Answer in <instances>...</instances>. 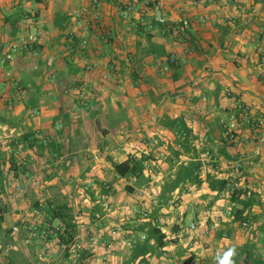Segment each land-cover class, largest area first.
<instances>
[{
    "label": "crops",
    "instance_id": "1",
    "mask_svg": "<svg viewBox=\"0 0 264 264\" xmlns=\"http://www.w3.org/2000/svg\"><path fill=\"white\" fill-rule=\"evenodd\" d=\"M142 1L0 0V56L26 34L40 39L35 50L0 63V150H14L25 135L31 144L19 143L15 158L23 170L16 176L2 160L0 264H76L51 232L43 233L50 225L42 209L31 207L33 200L40 207L65 204L77 234H92L98 241L85 264L105 259L106 249L112 250L108 241L115 238L107 204L126 181L114 175L113 165L130 156H147L148 166L162 168L145 170L141 186L124 183L134 190L133 198L155 202L145 213L166 235L165 247L148 255V264H264V126L255 130L246 123L264 120V62L258 58L264 50V0H150L160 6L157 15L145 12ZM128 4L138 9L123 19L120 8ZM250 9L247 17L242 14ZM202 15L206 23L199 20ZM159 17L171 24L199 20L204 54L173 28L169 38L160 37L152 27ZM137 22L146 27L142 36L132 31ZM149 33L176 59V70L163 71L167 57L148 52ZM79 40L87 46L81 48ZM237 102L247 112L235 110ZM236 111L242 120L228 138L222 121ZM165 117L182 119L191 134L189 153L175 166L189 162L194 151L202 165L199 185H180L171 194L177 200L173 210L157 205L177 140L162 124ZM206 174L226 180L227 188L210 191ZM20 182H35L38 188L27 187L26 206L12 196ZM233 183L251 197L243 223L228 215L240 208L229 202ZM140 220L133 221L135 227ZM59 226L58 219L52 221L51 227ZM119 241L126 244L125 238ZM126 257L115 252L108 260L117 264Z\"/></svg>",
    "mask_w": 264,
    "mask_h": 264
},
{
    "label": "trees",
    "instance_id": "2",
    "mask_svg": "<svg viewBox=\"0 0 264 264\" xmlns=\"http://www.w3.org/2000/svg\"><path fill=\"white\" fill-rule=\"evenodd\" d=\"M155 6L159 5L155 2L153 3L150 0H145L144 2L142 1V7L144 8L143 10L145 12L154 10ZM137 9L138 8L136 6H133L131 4L124 5L120 8V16L123 19H127L134 11H137ZM125 12H127V14H124ZM198 21L194 22L190 20H184L176 24L167 23L165 22V20L164 22L155 21L153 22L152 27L159 29L160 37H163L165 39L169 38L172 35L174 29V31L176 32L175 35L177 37H181V39L185 41L189 47H192L196 53L203 55L204 53L202 52L203 50L201 48L206 43L202 42V40L200 39L198 26V23L200 21ZM56 27L62 29V25L57 22ZM145 28L146 27L143 24L137 22L134 24L132 31L135 33V35L142 36ZM68 36L74 45L77 44L78 41L76 42L74 40L75 37L73 36V34L70 33ZM152 38L153 36L150 33L145 35V40L148 43V52L151 51L150 53L154 58L166 56L167 58L164 62V65L167 64L168 69L176 70L178 68L176 59L173 56H167L163 44L153 43ZM83 41L85 40H79L78 43L81 48H85L87 46V41H85L86 44L84 45L82 44ZM37 46L38 45H32L27 51L33 49L35 50ZM258 53L259 63L264 62V50H260ZM239 105L240 104L237 102L235 110L241 113V111L237 109ZM237 111L235 112L236 114L238 113ZM162 124L164 125V127L172 130L173 134L177 138V140L175 141V148L169 153L170 157H168L166 160V163L168 165L166 174L167 177L162 182L160 194L157 200L158 206L166 207L172 200L171 194L176 189H178L180 185H199L201 183L202 165L198 160L196 151H194V153L190 157L189 162H181L177 166H175V164L179 162L181 156L189 153V148L187 146L191 134L187 129L184 121L180 118L170 119L165 117L162 120ZM29 137L30 136L28 135L20 137L18 141L13 145V148H15L19 143L22 144L23 142L27 143V147H31V144L28 142ZM15 149L13 151H15ZM6 154V151L1 152L0 150V185L3 178L2 167L4 162L2 160L8 162V171L13 172L14 176H16L19 171L23 170L21 165L17 164L14 153L8 154V157L5 156ZM150 162L151 161L147 156H141L140 158H134L130 156L122 163H114L113 172L118 179H125L126 181L134 180V184L136 186H141V184L145 182L144 171L145 169H147ZM204 180L208 185V189L213 192H222L227 188L228 185V182H226V180L210 174H206ZM100 187L102 193H108L109 189H106L105 185L101 184ZM124 189L129 193L133 192L131 188ZM232 190L233 191L230 194L229 202L232 204L240 205V208H234V210L232 209V211L230 209L229 211L235 221L243 223L246 220L244 212L252 205L251 197H247L245 194L246 192L240 189L239 186H237L236 188H232ZM32 205L34 208L39 210L42 209V211H44V216L46 217L45 224L50 225L48 227H43V230L45 229L43 233L51 232V235L57 240V244L63 249L65 257L71 255L75 257L76 264H85L84 261H86L91 256L92 252L87 249L78 250L75 251V253L71 252L70 246L77 232L73 224V217L71 216L67 206L65 204H59L56 206L46 204L44 207H40L38 201L33 202ZM1 208L2 207H0V209ZM137 218L141 219L139 222H137L135 228L138 236L134 238V240H132L131 248L126 257V260L121 264H148L146 259L147 256L154 255L157 252L159 253V251H161L166 245V235L158 227L157 221L154 216L144 212L141 215H137ZM57 219L61 222V226L56 228L51 227L52 221H55ZM35 230L36 228H34V231ZM36 231L39 233V228ZM37 232L34 233L38 235ZM47 239H50V236H48Z\"/></svg>",
    "mask_w": 264,
    "mask_h": 264
},
{
    "label": "rangeland",
    "instance_id": "3",
    "mask_svg": "<svg viewBox=\"0 0 264 264\" xmlns=\"http://www.w3.org/2000/svg\"><path fill=\"white\" fill-rule=\"evenodd\" d=\"M229 2L230 0H226ZM253 12V9L247 10V12L242 13L244 16H248L250 13ZM256 12V10L254 11ZM261 12V10H260ZM204 17V15H202ZM229 20V19H228ZM208 21V19H205L204 21H202V23H206ZM264 22V21H261ZM234 25V24H233ZM258 26V25H256ZM20 156V154L18 155ZM162 168L160 167H155V166H148L147 171H160ZM13 183V182H12ZM127 181L125 182H121L120 185H118V195L115 197L114 201H111L110 203L107 204V209L111 210V212L113 213L112 217H113V221L111 222V227L112 230H115L116 232H118V236H116L114 239H112L111 241V245H112V250H108L106 249V253H104L105 259H101V261L99 260L98 264H116V262H113L111 260H108L109 254L112 253H117L120 254V256H122V258H125V256H127L128 253V249L130 244H132V240H134V238H136L138 236V233L135 231V223H133V221L136 220H140L137 218V212H146L147 210H149L150 206L153 204V206L155 205V202L150 201L149 202H141L138 199H135L132 197V193L127 192L124 188L127 186ZM19 185L21 187V191L20 192H16L14 190V195L12 194V196L14 197L15 201H17L16 203L20 202L22 205L25 204L26 206V202L27 200L25 199V190H27V187L30 188V186L32 185V182L29 183H25V182H20L15 184L14 186ZM13 186V187H14ZM160 186V185H159ZM32 188H35L36 192V183L34 182V184L31 186ZM161 187V186H160ZM32 190V189H31ZM134 191V190H133ZM129 197V198H128ZM139 197V196H138ZM128 198V199H127ZM12 199V198H11ZM35 200H33L34 202ZM2 201H0V207H2ZM141 203V204H140ZM177 200L172 199L169 204L166 206V209L173 210L175 209ZM151 204V205H150ZM157 204V203H156ZM33 207V206H31ZM44 217V215H43ZM11 221H9L8 223H10ZM172 219L170 220V222L168 224H166V226H169V231L172 230L171 226H172ZM168 228V227H167ZM85 234V232H84ZM119 238H122V240L125 238V243H121L119 240ZM121 243V244H119ZM128 244V245H127ZM120 245V246H119ZM98 249V248H97ZM112 251V252H111ZM106 255V256H105ZM117 264H121L119 261H117Z\"/></svg>",
    "mask_w": 264,
    "mask_h": 264
},
{
    "label": "built area",
    "instance_id": "4",
    "mask_svg": "<svg viewBox=\"0 0 264 264\" xmlns=\"http://www.w3.org/2000/svg\"><path fill=\"white\" fill-rule=\"evenodd\" d=\"M153 12L157 15L159 14V6H155ZM95 8L94 6L90 9V14L92 16H95ZM124 14H127V12H125ZM206 18L201 16L199 18V20L202 22L204 21ZM158 21L159 22H164V19L162 17H159L158 18ZM40 43V39H39V36L37 34H26L25 36H23L22 38L10 43V45L8 46L7 50H5V52L2 53V55L0 56V63L3 64V63H6V62H10L13 57L18 54V53H21V52H24V51H27L29 49V47H31L32 45H39ZM82 44H86L85 41L82 42ZM171 61V60H170ZM163 71H167L168 70V66L167 64H165L162 68ZM238 110L241 111V113H245L247 112V108L244 107V106H241L239 105L238 107ZM242 117H239L238 114H236L235 112H232L228 115L227 119L223 120L222 123H223V127L225 129V134L226 136H228V138H233L234 137V134L237 130V127L240 123V121L242 120L241 119ZM247 124H249L253 129H259L261 128L262 126H264V120H254V121H246ZM21 150V146L18 144L16 146V149L15 151L13 150H10V149H7V153L10 154V153H14V156L19 158V152ZM204 157L209 159L210 156H209V153L208 152H205L204 153ZM21 161L22 164H24L25 160L22 158V159H19ZM238 185L237 183H233L232 184V188H236ZM13 189L16 191V192H20L21 191V187L19 185H16L13 187ZM228 215H230V211L228 210ZM190 230H194L195 229V226L192 224L189 228ZM118 232H116L115 230H111L110 231V236L112 237H116L118 236ZM121 239V238H119ZM97 239L95 237H93L92 234H76L72 240V244L70 246L71 248V252L72 253H75V251H78V250H83V249H87V250H91L93 249L94 247L97 246ZM106 248H109V245L106 247Z\"/></svg>",
    "mask_w": 264,
    "mask_h": 264
},
{
    "label": "clouds",
    "instance_id": "5",
    "mask_svg": "<svg viewBox=\"0 0 264 264\" xmlns=\"http://www.w3.org/2000/svg\"><path fill=\"white\" fill-rule=\"evenodd\" d=\"M231 254H232L231 252L227 253L228 256H230Z\"/></svg>",
    "mask_w": 264,
    "mask_h": 264
}]
</instances>
